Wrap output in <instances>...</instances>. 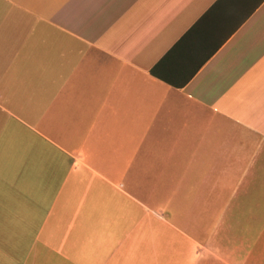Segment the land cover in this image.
<instances>
[{
  "label": "crops",
  "instance_id": "1",
  "mask_svg": "<svg viewBox=\"0 0 264 264\" xmlns=\"http://www.w3.org/2000/svg\"><path fill=\"white\" fill-rule=\"evenodd\" d=\"M0 264H264V0H0Z\"/></svg>",
  "mask_w": 264,
  "mask_h": 264
},
{
  "label": "trees",
  "instance_id": "2",
  "mask_svg": "<svg viewBox=\"0 0 264 264\" xmlns=\"http://www.w3.org/2000/svg\"><path fill=\"white\" fill-rule=\"evenodd\" d=\"M167 58H168V57H167ZM165 59H166V58H165ZM153 73H154V74H158L156 69L153 70Z\"/></svg>",
  "mask_w": 264,
  "mask_h": 264
}]
</instances>
